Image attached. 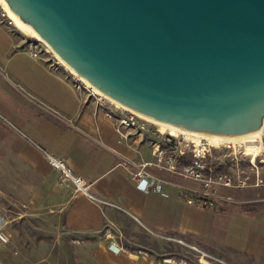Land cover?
Segmentation results:
<instances>
[{
  "label": "crops",
  "instance_id": "obj_1",
  "mask_svg": "<svg viewBox=\"0 0 264 264\" xmlns=\"http://www.w3.org/2000/svg\"><path fill=\"white\" fill-rule=\"evenodd\" d=\"M28 37L0 19V114L22 141L8 144L5 192L20 195L21 187L24 214L47 234L37 248H1L0 264H70L72 257L78 264H188L168 249L176 237L219 248L230 264H264V184L216 208L188 202L171 184L164 195L139 190L133 172L140 164L158 178L191 182L158 162V142L126 129L128 137L121 136L117 120L77 87L66 67L31 56ZM49 155L98 200L61 182ZM46 240L53 246H42Z\"/></svg>",
  "mask_w": 264,
  "mask_h": 264
},
{
  "label": "water",
  "instance_id": "obj_2",
  "mask_svg": "<svg viewBox=\"0 0 264 264\" xmlns=\"http://www.w3.org/2000/svg\"><path fill=\"white\" fill-rule=\"evenodd\" d=\"M78 76L171 127H264V0H0Z\"/></svg>",
  "mask_w": 264,
  "mask_h": 264
},
{
  "label": "built area",
  "instance_id": "obj_3",
  "mask_svg": "<svg viewBox=\"0 0 264 264\" xmlns=\"http://www.w3.org/2000/svg\"><path fill=\"white\" fill-rule=\"evenodd\" d=\"M0 17L4 18L8 24H12L11 20L7 17L6 12L0 7ZM31 56L46 60L52 63V65L65 66L61 59L56 54H53L49 50V46L41 40H34L31 42ZM66 67V66H65ZM70 72L71 78L75 81L77 87L90 97H94L97 104L105 106L108 109V116L115 118V126L117 131L123 137H128L124 133L126 129L129 134H145L154 130L149 120L140 116L138 113L112 101L100 92H96L93 85L85 83L78 75L73 74L70 68L66 67ZM159 149H158V162L163 160L168 164V168L176 173L178 176L184 177L189 180L198 181L202 185V189L197 190L191 186L174 183L172 181L164 180L154 176L150 173L146 167L148 164H140L137 170L133 172V176L136 181V187L144 192L154 191L156 193L165 194L164 185L171 184L179 188L182 194L187 198L190 203H197L202 206L214 205L215 198L221 199L222 201L232 202L231 196L223 197L219 195L220 189L225 187H232L235 185L242 184L248 186L245 180L240 178L234 179L230 177L227 170H217L220 166H225L223 163H209L208 157L212 154L211 144L202 140L199 142H189L185 136H173L170 134H162L160 136ZM215 146V145H213ZM217 147V146H215ZM220 147L218 149L220 151ZM234 147V146H226ZM236 148V147H234ZM51 165L61 171V182L72 181L77 190L88 194V187L86 186L83 179L79 176H75L72 170L66 166V164L53 156H48ZM181 158H185L186 162L181 163ZM149 165H152L150 163ZM159 165V164H158ZM180 165V167H178ZM240 177V176H239ZM91 198L98 200L95 196L90 195ZM8 219L6 215L0 212V246H5L9 242V234L6 231V225ZM170 239H175L170 237ZM110 249L115 252L122 250V247L115 246L114 243L109 245Z\"/></svg>",
  "mask_w": 264,
  "mask_h": 264
},
{
  "label": "rangeland",
  "instance_id": "obj_4",
  "mask_svg": "<svg viewBox=\"0 0 264 264\" xmlns=\"http://www.w3.org/2000/svg\"><path fill=\"white\" fill-rule=\"evenodd\" d=\"M0 7L2 8L1 5ZM0 19L6 22L4 18L0 17ZM28 38L32 39L33 41L39 40L37 37L31 35ZM0 121V212L4 213L8 219L6 231L10 236L9 242L5 246H0V250L3 247H5L3 248L4 250L12 248V250L16 253L21 252L25 249H29L30 247H39V240L42 236L45 237L47 233L41 229V227L39 226V221L37 219L29 216L28 214H24V212H27L28 208L27 206H25V201L23 200V196L21 195V187L20 195H10L5 192L8 186V179L6 175L9 151L8 144H10V142L15 144L16 142L22 141H18L17 139H15L13 132L14 130L16 133H18L19 131L16 130L14 125L6 120V118L1 114ZM150 123L154 130L151 129V132H149L148 134L145 133L143 139L147 140L148 142H159L162 133L156 129L154 123ZM164 130L167 131L166 129ZM138 135L140 134L134 136ZM186 140H188L189 142H193L189 139ZM215 146L211 145L212 154L210 157H208L209 163L226 164V170L229 173L230 177L232 176L234 179L240 178V180H245L248 186H243L242 184H240L239 186L235 185L232 187L221 188L219 195L223 197L231 196L233 198V201H222L221 199H218V197L215 198L214 205H208L209 208H216L217 206L219 207L222 204L237 203V201L241 200L242 198H248V196H250L248 194L242 195V193L247 192L248 190H251L253 188H258L257 186L259 185L263 186L264 132L254 140L240 141L237 145H233L236 148H229L224 146L220 147L221 149L219 151L218 146ZM178 167H180V165ZM189 181L191 182V184H187V186H191L192 188L197 190L202 189V185L200 182L193 180ZM46 241H48V243H44L42 246H53V241ZM168 249H172L175 252V256L178 260L181 258L185 259L186 263L188 264H230L229 262H227L228 259L221 251V249L207 248V245H201L195 242L193 239L186 238V240H183L176 237V241L174 242L173 246H171L170 248L168 247ZM70 264L78 263L75 262V259L72 257Z\"/></svg>",
  "mask_w": 264,
  "mask_h": 264
},
{
  "label": "bare ground",
  "instance_id": "obj_5",
  "mask_svg": "<svg viewBox=\"0 0 264 264\" xmlns=\"http://www.w3.org/2000/svg\"><path fill=\"white\" fill-rule=\"evenodd\" d=\"M0 5L2 6V8L4 9V11L6 12V15L7 17L11 20L12 24L14 26H16L18 28V30H20L22 33L24 34H27V35H31V36H34V37H37L39 40H41L27 25H25L24 23H22L3 3L0 2ZM42 41V40H41ZM49 50L50 52H52L53 54H56L50 47H49ZM57 55V54H56ZM58 56V55H57ZM59 57V56H58ZM60 59V57H59ZM62 61V60H61ZM62 63L69 68V66L64 62L62 61ZM70 71L73 73V74H76L78 75L74 70H72L70 68ZM79 78H81L85 83H88L86 82L82 77L78 76ZM89 84V83H88ZM91 85V84H90ZM95 91L96 92H100L102 93L100 90H98L96 87H94ZM103 95H105L104 93H102ZM106 97H108L107 95H105ZM109 98V97H108ZM111 99V98H110ZM112 101L116 102L115 100L111 99ZM118 103V102H117ZM120 104V103H118ZM122 105V104H120ZM124 106V105H122ZM136 113H138L140 116L146 118L147 120H149L150 122L154 123L155 124V127L156 129L161 132L162 134H170V135H173V136H179V135H183L185 136L186 139H189L193 142H199V141H202V140H206L209 142V144L211 145H216V146H233V145H237L238 142L240 141H251V140H254L256 139L257 137H259L260 135H262V133L264 132V127L262 128V131L260 134H258L257 136H252V137H218V136H210V135H202V134H196V133H192V132H188V131H185V130H181V129H177V128H174V127H171L153 117H150V116H147L143 113H140L136 110H133L127 106H124ZM159 127H157V126ZM166 129L167 131H165L164 129ZM193 138H196V139H193ZM197 139H201V140H197ZM212 143H211V142ZM235 147V146H234Z\"/></svg>",
  "mask_w": 264,
  "mask_h": 264
},
{
  "label": "trees",
  "instance_id": "obj_6",
  "mask_svg": "<svg viewBox=\"0 0 264 264\" xmlns=\"http://www.w3.org/2000/svg\"><path fill=\"white\" fill-rule=\"evenodd\" d=\"M226 166H220L217 170H226Z\"/></svg>",
  "mask_w": 264,
  "mask_h": 264
}]
</instances>
